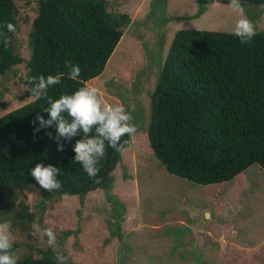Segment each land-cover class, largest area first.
Masks as SVG:
<instances>
[{
  "label": "trees",
  "instance_id": "16d2710c",
  "mask_svg": "<svg viewBox=\"0 0 264 264\" xmlns=\"http://www.w3.org/2000/svg\"><path fill=\"white\" fill-rule=\"evenodd\" d=\"M204 6L218 1L195 0ZM16 0H0V31L5 21L17 29ZM264 6V0H240ZM38 15L30 36L31 60L26 84L43 75H60L61 83L48 95L71 94L101 76L130 25L128 14L109 12L104 0H39ZM251 43L243 44L231 33L180 30L176 32L151 100L150 122L144 132L147 148L166 171L203 186L233 182L245 186L244 174L257 166L264 171V33L256 32ZM11 44L0 41V76L21 63L15 35ZM78 64L81 75L72 80L65 61ZM45 99L0 116V198L4 203L0 222L10 220L28 226L33 221L26 192L40 185L31 176L36 163L61 169L62 188L52 197L85 198L96 192L112 193L113 174L122 153L106 147L100 162L99 184L73 162L78 135L61 138L64 151H57L54 127H41L38 115L47 120ZM35 128H40L34 132ZM131 141L127 136L123 140ZM130 147V148H131ZM115 171V172H114ZM66 194V195H65ZM113 195V194H112ZM0 207L2 205L0 204ZM18 245H13L17 251ZM260 264L264 260L260 259ZM18 264H58L50 256H19ZM66 264H80L67 261Z\"/></svg>",
  "mask_w": 264,
  "mask_h": 264
},
{
  "label": "rangeland",
  "instance_id": "374dc122",
  "mask_svg": "<svg viewBox=\"0 0 264 264\" xmlns=\"http://www.w3.org/2000/svg\"><path fill=\"white\" fill-rule=\"evenodd\" d=\"M109 12L128 14L130 25L97 87L109 104L133 116L134 144L122 153L110 194L52 197L33 188L23 199L33 221L12 226L18 256L55 257L39 228H52L57 251L80 264H260L264 260V171L248 169L245 186H203L169 174L146 147L151 100L176 32L232 33L236 14L218 1L104 0ZM15 46L21 63L0 76V116L34 100L26 84L30 36L39 0H16ZM246 16L264 33V6ZM113 194V195H112ZM0 221L4 203L0 198Z\"/></svg>",
  "mask_w": 264,
  "mask_h": 264
},
{
  "label": "clouds",
  "instance_id": "9594fccd",
  "mask_svg": "<svg viewBox=\"0 0 264 264\" xmlns=\"http://www.w3.org/2000/svg\"><path fill=\"white\" fill-rule=\"evenodd\" d=\"M228 7L236 14L232 33L238 37L243 44L251 43L257 34L253 22L246 16L244 7L240 0H229ZM3 27L6 31H0V41L5 48L11 44L8 33H14L16 28L11 22L5 21ZM67 75L72 80H78L81 75V68L69 60L65 61ZM34 86L31 94L34 99H45L48 107L44 110L48 113V119L38 115L36 120L41 127H54L56 135L47 133L50 139H55L57 151H64V144L61 138L70 141L73 137L81 135L76 140L73 151L75 156L73 162L79 163L89 178L99 184L100 162L105 157L106 147L114 151L124 153L131 147V141L123 140L135 136L138 129L133 122V116L126 110L123 104L106 103L100 96L99 89L93 86H81L71 94H61L58 98H52L48 91L52 86L61 83L60 75H41L32 78L30 81ZM40 128H35L38 132ZM61 169L42 162L36 163L31 169V176L41 188L53 192L62 188L58 179ZM66 195V194H65ZM37 231H42L47 237V246L52 248L56 254L58 264H66L67 258L57 251L56 234L52 228L40 229L34 226ZM10 220L0 222V264H18L19 256L13 248L14 236Z\"/></svg>",
  "mask_w": 264,
  "mask_h": 264
},
{
  "label": "crops",
  "instance_id": "0c3cea01",
  "mask_svg": "<svg viewBox=\"0 0 264 264\" xmlns=\"http://www.w3.org/2000/svg\"><path fill=\"white\" fill-rule=\"evenodd\" d=\"M261 264H262V262H261Z\"/></svg>",
  "mask_w": 264,
  "mask_h": 264
}]
</instances>
